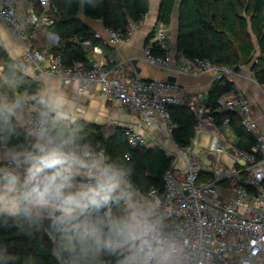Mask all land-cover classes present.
Listing matches in <instances>:
<instances>
[{
  "label": "built area",
  "instance_id": "obj_1",
  "mask_svg": "<svg viewBox=\"0 0 264 264\" xmlns=\"http://www.w3.org/2000/svg\"><path fill=\"white\" fill-rule=\"evenodd\" d=\"M18 2L0 0V22L19 36L24 60L40 74L59 78L64 84H75L79 92L95 86L102 97L118 101L138 114L144 126L160 129L161 119L166 123L163 136L173 148L172 166L163 175L164 191L151 188L143 197L145 202L155 203L156 219L164 226L182 228L191 235L195 243L189 250L188 264H264V132L253 116L249 97L241 90L232 89L217 98L214 108L238 116L240 126L253 138L248 149L228 145L223 130L230 124L229 115L225 113L216 121L200 98L186 102L196 113L193 140L206 126L212 128L206 145L198 147L197 156L192 143L180 147L171 137L175 124L168 106L183 103L176 82L131 76L122 59L110 67L95 60L63 64L60 55L46 53L34 41L55 35L51 27L58 15L51 0H27L22 10ZM147 14L129 22L124 29L105 27L103 32L95 31L94 38L102 46L117 47L140 28ZM165 37V27L161 24L143 48L142 58L147 64L173 74H212L215 80H231L236 75L233 68L206 58L183 57L182 62H173ZM155 42L164 48L163 55L152 53ZM248 76L254 79L252 73ZM35 118L30 112L31 126ZM124 130L130 146L150 147L135 126ZM199 152L204 153L207 162ZM178 159L183 160L185 171L176 166ZM104 264L115 262L104 259Z\"/></svg>",
  "mask_w": 264,
  "mask_h": 264
},
{
  "label": "clouds",
  "instance_id": "obj_2",
  "mask_svg": "<svg viewBox=\"0 0 264 264\" xmlns=\"http://www.w3.org/2000/svg\"><path fill=\"white\" fill-rule=\"evenodd\" d=\"M4 83L14 86L9 77ZM27 103L0 99V142L14 135L13 121ZM38 103L31 139L0 161V227L26 237L42 230L57 264H104L103 257L115 264H188L191 235L156 219L155 203L137 196L132 170L85 142L62 97L43 92ZM12 259L0 248V264Z\"/></svg>",
  "mask_w": 264,
  "mask_h": 264
},
{
  "label": "trees",
  "instance_id": "obj_3",
  "mask_svg": "<svg viewBox=\"0 0 264 264\" xmlns=\"http://www.w3.org/2000/svg\"><path fill=\"white\" fill-rule=\"evenodd\" d=\"M58 13L53 26L59 36V45L51 52L58 54L65 65L74 61H88L83 42L96 41L94 33L79 18L80 13L90 19H99L105 27L124 29L131 21L141 19L150 10L149 0H51ZM157 22L170 26L177 12L176 52L186 59L206 58L213 63L229 66L238 72L248 65L254 79L264 84V0H159ZM94 5V6H93ZM153 33L149 36L152 37ZM98 41V40H97ZM99 42V41H98ZM100 43V42H99ZM152 53L163 55L164 48L153 43ZM0 59L10 61L0 45ZM5 75L15 79L20 91L35 93V79L13 66L5 67ZM234 88L232 80L216 79L207 93L206 108L216 121L226 113L236 135L235 147L248 149L252 136L240 126L238 116L231 112H217V98ZM171 121L175 124L171 137L180 146L192 142L195 134L196 113L186 102L169 105ZM15 133L6 145L13 147L31 139L16 121ZM83 136L85 142L101 149L132 170L134 189L145 196L149 189L164 191L163 175L171 168L172 157L163 148L132 147L128 144L125 130L117 127L103 134L101 127L84 121L70 122ZM228 126V127H229ZM2 142H0L1 144ZM206 176H210L207 174ZM53 245L41 230L26 237L15 227H0V248H6L13 257L8 264H57L51 255ZM114 260L103 257V260Z\"/></svg>",
  "mask_w": 264,
  "mask_h": 264
},
{
  "label": "crops",
  "instance_id": "obj_4",
  "mask_svg": "<svg viewBox=\"0 0 264 264\" xmlns=\"http://www.w3.org/2000/svg\"><path fill=\"white\" fill-rule=\"evenodd\" d=\"M27 0H19L20 9H24ZM150 2V10L144 19L142 25L136 30L132 36L128 37L123 43L117 47L102 46L97 40L84 41L83 47L87 52L88 61H98L110 67L118 60L125 61L126 71L131 76L146 79H167L174 78L180 88V97L183 102H187L193 98H200L204 103L207 98V93L215 81V76L197 72L196 74L186 73H167L155 66L147 64L142 58L143 48L149 39V36L154 32L157 26L161 23L157 22V5ZM159 2V0H157ZM79 18L93 31L103 32L105 26L99 19H90L81 12ZM163 25V24H162ZM166 31L165 45L168 48L173 62H182L183 56L176 52V33H177V12H174L170 26H164ZM51 30L55 35L48 37L41 36L35 39V44L46 53L51 52L53 46L59 45V36L54 27ZM56 41V43H55ZM0 45L5 49L9 62L0 59V99L13 100L17 97H24L28 103L20 110V119L16 124L31 135L32 126L29 123L30 112L37 116L39 111L38 98L41 93L46 92L50 95L62 97L71 106L70 122L77 120L91 124H97L101 127L103 134L109 135L117 127L135 126L139 133L150 143V147H160L169 155L173 154V148L170 143L164 138L163 131L166 129V123L161 119V128H153L144 126L141 123V118L138 114L130 112L126 107H123L118 101L102 97L99 95L95 86H90L83 92H79L75 84H64L59 78L46 77L40 74L31 64L26 62L23 57V45L19 36L8 29L4 23L0 22ZM135 61V64L133 63ZM75 62V61H74ZM13 66L18 71L35 79L38 88L35 93L20 91L17 87L15 79L14 86L9 87L4 83L5 67ZM239 73V74H237ZM251 73L248 65H242L241 69L236 72V75L231 79L234 83L233 90L243 91L250 99L252 105L253 116L257 119L259 127L264 132V87L255 79L249 77ZM170 81V80H169ZM211 127L206 126L197 135L195 140L192 139V146L202 148L206 145L211 134ZM223 135L226 138L228 145L234 147L236 135L231 126L225 127ZM194 143V145H193ZM201 144V146L199 145ZM203 145V146H202ZM11 147L5 142L0 144V161L6 159ZM136 191V190H135ZM138 198L144 197L137 191ZM145 200V199H144Z\"/></svg>",
  "mask_w": 264,
  "mask_h": 264
},
{
  "label": "rangeland",
  "instance_id": "obj_5",
  "mask_svg": "<svg viewBox=\"0 0 264 264\" xmlns=\"http://www.w3.org/2000/svg\"><path fill=\"white\" fill-rule=\"evenodd\" d=\"M151 3L155 6L157 5V0H151ZM201 146V144H199ZM203 146V145H202ZM198 147L197 145L195 144L194 146V153L198 156ZM200 153V152H199ZM201 154V157H202V160L207 162V159H206V156L204 155V153H200ZM176 166L181 170V171H185V168L183 167L184 166V163H183V160L182 159H178V164H176ZM142 202H145V200L143 198H140Z\"/></svg>",
  "mask_w": 264,
  "mask_h": 264
},
{
  "label": "water",
  "instance_id": "obj_6",
  "mask_svg": "<svg viewBox=\"0 0 264 264\" xmlns=\"http://www.w3.org/2000/svg\"><path fill=\"white\" fill-rule=\"evenodd\" d=\"M160 7V2H158V9ZM158 12L159 10H157V17H158ZM56 14L58 15V13L56 12ZM135 64V61L133 62ZM170 81H174V78H168Z\"/></svg>",
  "mask_w": 264,
  "mask_h": 264
}]
</instances>
